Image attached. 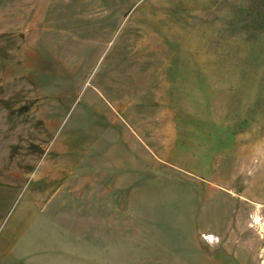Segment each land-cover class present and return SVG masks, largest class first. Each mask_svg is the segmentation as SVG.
Masks as SVG:
<instances>
[{
  "label": "rangeland",
  "instance_id": "obj_1",
  "mask_svg": "<svg viewBox=\"0 0 264 264\" xmlns=\"http://www.w3.org/2000/svg\"><path fill=\"white\" fill-rule=\"evenodd\" d=\"M0 264H264V0H0Z\"/></svg>",
  "mask_w": 264,
  "mask_h": 264
},
{
  "label": "bare ground",
  "instance_id": "obj_2",
  "mask_svg": "<svg viewBox=\"0 0 264 264\" xmlns=\"http://www.w3.org/2000/svg\"><path fill=\"white\" fill-rule=\"evenodd\" d=\"M246 154V153H245Z\"/></svg>",
  "mask_w": 264,
  "mask_h": 264
}]
</instances>
